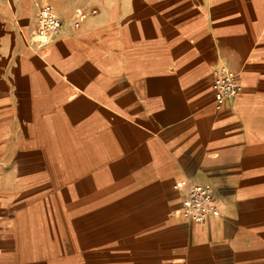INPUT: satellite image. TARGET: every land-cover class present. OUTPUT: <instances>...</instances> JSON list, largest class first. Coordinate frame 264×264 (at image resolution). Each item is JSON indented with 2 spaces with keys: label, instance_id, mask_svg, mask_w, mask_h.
<instances>
[{
  "label": "crops",
  "instance_id": "crops-1",
  "mask_svg": "<svg viewBox=\"0 0 264 264\" xmlns=\"http://www.w3.org/2000/svg\"><path fill=\"white\" fill-rule=\"evenodd\" d=\"M41 1L0 0V264H264V0H48L39 46Z\"/></svg>",
  "mask_w": 264,
  "mask_h": 264
},
{
  "label": "built area",
  "instance_id": "built-area-1",
  "mask_svg": "<svg viewBox=\"0 0 264 264\" xmlns=\"http://www.w3.org/2000/svg\"><path fill=\"white\" fill-rule=\"evenodd\" d=\"M82 17L84 14L81 15ZM37 27L33 33V41L43 46L48 44L53 34L61 26V20L54 12L48 0H42L36 13ZM214 106L219 109L224 100L239 93L241 86L238 77L230 71L216 74L211 83ZM215 206L211 197L210 188L201 184L189 187L186 197L182 202L181 214L187 220L200 223L214 212Z\"/></svg>",
  "mask_w": 264,
  "mask_h": 264
},
{
  "label": "bare ground",
  "instance_id": "bare-ground-1",
  "mask_svg": "<svg viewBox=\"0 0 264 264\" xmlns=\"http://www.w3.org/2000/svg\"><path fill=\"white\" fill-rule=\"evenodd\" d=\"M215 212V211H214Z\"/></svg>",
  "mask_w": 264,
  "mask_h": 264
}]
</instances>
